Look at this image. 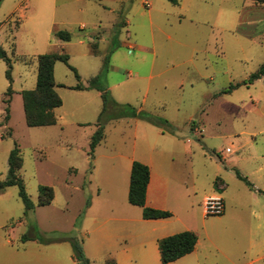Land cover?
Returning a JSON list of instances; mask_svg holds the SVG:
<instances>
[{"label":"rangeland","instance_id":"1","mask_svg":"<svg viewBox=\"0 0 264 264\" xmlns=\"http://www.w3.org/2000/svg\"><path fill=\"white\" fill-rule=\"evenodd\" d=\"M5 21L13 32L0 25V48L11 65L9 81L0 58V181L16 148L32 208H25L17 185L0 192V264H161L157 241L189 230L197 235L195 250L169 264H264L261 219L237 216L259 213L264 193L237 177L239 171L259 184L246 162L228 165L236 156L232 135L259 119L241 109L245 87L222 93L248 79L263 59L264 4L0 0V24ZM58 31H68L70 40ZM55 52L69 56L68 64L54 65L62 100L54 109L57 122L29 127L21 94L36 86V57ZM93 78L108 98L102 117L100 91L72 89ZM124 107L148 118L118 117ZM98 130L102 138L90 152ZM239 135V143L249 141ZM248 148L264 154V136ZM133 160L151 170L145 206H165L170 218L143 219V208L128 202ZM42 186L54 197L38 206ZM215 194L229 216L204 214L205 197Z\"/></svg>","mask_w":264,"mask_h":264},{"label":"trees","instance_id":"2","mask_svg":"<svg viewBox=\"0 0 264 264\" xmlns=\"http://www.w3.org/2000/svg\"><path fill=\"white\" fill-rule=\"evenodd\" d=\"M173 3H177L176 0H172ZM260 4H264V0H253ZM9 24V22H4ZM56 36L63 41H69L71 34L68 31H58ZM14 51V43H13ZM0 58L5 60L7 63L6 76L9 81H11L10 76V61L5 53L0 48ZM56 61H61L68 64L69 56L65 53H44L36 57L37 62V78L36 86L34 89L25 90L22 92V104L25 115V121L29 127H45L55 125L57 120L54 114V109L62 105V100L60 96L55 91V81H54V65ZM74 72L76 79L79 81V75L76 70L69 66ZM264 76V61L258 67L256 71L251 73L248 79L231 84L228 89L224 90L222 93H229L230 91L242 86L249 85L255 80L260 79ZM74 90H91L95 89L101 92V99L103 102L102 112L99 117H102L105 113L106 104L108 101L107 94L102 90L97 84L96 78L90 80L87 86L77 83L72 87ZM12 93L11 88L6 92V95ZM9 100H5L8 102ZM8 111V107H6ZM123 111L118 115V117H141L148 118L141 113L137 112L135 109L124 107ZM102 133L100 130L96 131L90 142V152L96 147L97 143L101 140ZM22 165V159L19 155L18 150L13 149L8 156V176L6 180L0 181V192L3 191L8 186L17 185L19 187V196L23 201L26 209L32 208V203L30 202L25 188L23 180L18 176V171ZM237 177L244 181L248 186L251 184L242 177L241 174L236 171ZM150 179L149 167L141 162L133 161L130 171L129 179V189H128V202L133 206L142 207V217L143 219H164L171 216L170 212L162 211L154 208H149L145 206L146 203V191ZM54 197L53 189L49 186H42L40 188V195L38 200V206H45L51 203ZM25 239V236L23 237ZM197 243V235L192 231H183L176 233L158 241V250L160 254L161 264H169L174 262L190 253L195 249ZM108 262V261H107ZM106 262V264H107ZM114 264L115 261L113 260ZM85 264H89L88 260L84 259Z\"/></svg>","mask_w":264,"mask_h":264},{"label":"crops","instance_id":"3","mask_svg":"<svg viewBox=\"0 0 264 264\" xmlns=\"http://www.w3.org/2000/svg\"><path fill=\"white\" fill-rule=\"evenodd\" d=\"M5 22H8V21H5ZM0 25H2V28H5V29L7 28L10 33L13 32L12 31V29H13L12 27H10V29L8 28L9 24H7V26H5L6 25L5 23H1ZM84 28H85V26L82 24L81 25V29H84ZM12 39H13V37H12ZM94 39L96 40V37H94ZM101 39L102 38H100L99 40H101ZM262 58L263 59H262L260 65L264 61V55H263ZM260 65H258V67ZM263 79H264V76H262L260 79L255 80L253 83H251L249 85H242V86L238 87L237 89L233 90L230 93V94L234 95V93H236L240 88L245 87L246 90H247L248 102L241 101V109H243V111H245V113H247L245 115H248V113H250V114L256 116V118L259 119V122L255 121V122L251 123L252 128H251L250 131L249 130L245 131V129L240 131L239 134H243L244 133V134H247V136H249L251 138V139L249 138V141L240 142L239 143L238 139H239L240 135L237 134V133L232 135L233 139H235L237 141V144L235 146V154H236L237 157L236 156H231L228 165L229 166L230 165L239 166L240 162H242V164H243V162H246L248 173L251 176L255 175L256 178L258 179L259 184L248 180V177H245V176H242V175L241 176L246 178V180L250 184H252V187L254 188V190L264 193V154H262L260 152H257L256 150H254V148L253 149L248 148L249 145H252V141L256 142L257 138L261 139L264 136V86H263ZM91 90H95V89H91ZM78 91H84V90H78ZM235 107H238V106L235 105ZM244 128H245V126H244ZM243 148H246V150H245V152H243L241 154V150ZM226 152H231V151H230L229 148H226ZM222 155H223V159L224 160H226L228 158L225 154H221V157H222ZM133 161H136V160H133ZM131 165H132V163H131ZM239 168H241V167L239 166ZM149 170H150V168H149ZM130 171H131V169H130ZM151 184H152V174H151V170H150V179H149V183H148L147 191H146V205H149V196H150ZM223 188H225V184L222 181V189ZM165 192H166V189H165V186H164V195H165ZM206 197H208V196H206ZM223 201H224V199H223ZM224 205H225V210H224L223 215L224 216H229V210L226 209L225 201H224ZM249 207H251L250 204H249ZM158 210H162V209H158ZM162 211L169 212L167 207H165V206H164V210H162ZM247 212H248L250 217H256L257 216L258 219H261V224L264 227V207L259 213L255 212L253 209H250L248 211L239 212V214L237 216L245 217V214ZM170 214L172 216L171 212H170ZM170 217H168V218H170ZM164 219H167V218H164ZM165 226H166V224H164V228H165ZM170 235H173V233L164 234V237H167V236H170ZM157 243H158V241H157ZM261 243L263 245L262 248L264 250V238L261 239ZM115 264H117L116 261H115Z\"/></svg>","mask_w":264,"mask_h":264},{"label":"built area","instance_id":"4","mask_svg":"<svg viewBox=\"0 0 264 264\" xmlns=\"http://www.w3.org/2000/svg\"><path fill=\"white\" fill-rule=\"evenodd\" d=\"M203 210L206 216L222 215L225 210L224 201L221 195L208 196L203 201Z\"/></svg>","mask_w":264,"mask_h":264}]
</instances>
